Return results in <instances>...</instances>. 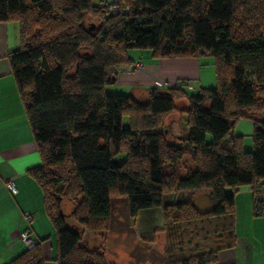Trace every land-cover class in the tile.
<instances>
[{
	"label": "trees",
	"instance_id": "1",
	"mask_svg": "<svg viewBox=\"0 0 264 264\" xmlns=\"http://www.w3.org/2000/svg\"><path fill=\"white\" fill-rule=\"evenodd\" d=\"M118 11L91 0H0V23L18 25L19 47L7 61L41 162L30 174L54 228L55 262L105 264L66 227L61 200L73 202L77 226L102 232L111 198L122 197L131 218L158 210L166 242L159 262L211 264L233 245L237 187H249L252 216L264 217V201L254 200L264 193V0H119ZM130 49L155 59L208 52L215 87L199 95L186 83L150 89L145 102L105 94L131 63ZM182 98L183 137L169 141L165 122ZM239 120L252 124L251 152L232 134ZM186 150L192 168L179 175ZM201 190L210 191L209 212L163 203ZM9 264H43L39 243Z\"/></svg>",
	"mask_w": 264,
	"mask_h": 264
},
{
	"label": "crops",
	"instance_id": "2",
	"mask_svg": "<svg viewBox=\"0 0 264 264\" xmlns=\"http://www.w3.org/2000/svg\"><path fill=\"white\" fill-rule=\"evenodd\" d=\"M18 47V25L13 22L0 23V264H9L27 250L26 245L20 239V234L26 230L29 232L30 240L39 243L43 264H56L54 228L45 213L42 192L30 174L31 171L40 167L41 162L23 103L7 61L8 54L16 51ZM138 56L134 58L127 56L131 63L118 69L116 79L111 84L130 88L129 94L139 102L147 100L150 89L164 91L182 83L191 85V91H194L192 83H195L199 90L215 87L213 86L215 83L214 74L212 81L209 77L211 76V69L208 73L210 84H205L206 82L203 81L199 72L200 67L204 66L200 60L201 57L205 58V63L209 66L213 64L212 57L208 52L200 51L196 57L180 59H155L150 53L148 55L149 60H145L147 65L143 64V70H140L143 71L144 75L134 76L132 72L128 71V67L135 62H142V58ZM163 73L168 75L166 76L167 80L161 83V87L152 86L151 79H160V75ZM181 104H183L182 107L179 106ZM174 105L176 111L168 116V120L170 117L176 116L174 121L181 123L182 120L179 121L183 117L180 116L179 112L187 107V99L176 100ZM191 168L190 166L188 170ZM8 183L14 185L16 194H10L6 187ZM202 191L204 190L177 192L174 194H178L182 198L180 201L173 197H168V200H165L164 196L163 203L188 202L199 213H206L211 210V202L205 212H200L194 205L195 194ZM63 200H67L71 204L69 213L61 212L66 216L65 222L66 219H72L70 214L75 206L71 200ZM237 203L238 195L236 194L234 197L233 245L217 251L216 261L211 264H264V217L252 216V197L250 199L245 198L244 210L241 214L237 211ZM155 211L159 216L158 210H153L142 211L136 217L129 218L139 219L142 214L154 213ZM26 217H29L30 220L26 221ZM130 234L134 236V243H130L128 240ZM150 234L162 236L163 242L160 244V248L157 249V245L152 244L153 242L156 243L154 239H151L150 243L145 242L146 239L143 236ZM79 238L81 245L95 249L102 254L105 264H153L147 257L146 259L137 257L134 250L138 249L143 254L148 249H152L162 257L166 243L164 234L161 232V226L156 231L90 232L83 230L79 231ZM156 264L162 263L158 261Z\"/></svg>",
	"mask_w": 264,
	"mask_h": 264
},
{
	"label": "rangeland",
	"instance_id": "3",
	"mask_svg": "<svg viewBox=\"0 0 264 264\" xmlns=\"http://www.w3.org/2000/svg\"><path fill=\"white\" fill-rule=\"evenodd\" d=\"M102 2V0H91V4L92 6H99L100 3ZM91 24H94V22L90 19V18H85L84 19V25L85 26H89ZM137 55H139L138 57L142 58V62L143 64H146L145 60H149L148 55H150V53L148 51L145 50H138V49H130L127 51V56L134 58ZM141 55V56H140ZM212 59V58H211ZM201 62L204 65L203 67H200V74L203 78V81L206 82L205 84H210V78L211 77V81H212V76L214 74V68H213V64L211 66H209L207 63H205V58L201 57ZM212 63H213V59H212ZM147 65V64H146ZM209 69H211V76L208 77V73H209ZM134 76L136 75H144L143 71H134L132 72ZM131 73V74H132ZM146 76V75H145ZM168 76L166 73H163L162 75H160V79H151V83L152 86L155 87H161V83L165 82ZM209 82V83H208ZM193 87H194V91H189V94L191 95H199V87H197V85L195 83H192ZM169 87H173L171 85H168ZM209 86V85H207ZM215 86V83L214 85ZM104 93L108 94V95H128L129 94V90L130 88L128 87H124V86H116V85H112V84H107L104 86L103 88ZM180 107L183 106V104L179 105ZM177 117L176 116H172L169 118H167L165 124L167 123L168 125L166 126L167 128V132L170 133L169 136V141H172L173 139L175 140V138H180L183 137V133H182V129L184 128L183 123L181 122V120H183L182 118L180 119L178 123V121H174ZM174 121V122H171ZM180 124V126H179ZM181 127V128H180ZM252 124L248 121H244V120H239L237 121L233 128H232V133L236 134L237 136L241 137L242 140V146L244 151L247 152H251L252 151V139H251V134H252ZM210 137L207 135L206 136V141L209 142ZM187 151V150H186ZM191 166L190 163V156L188 151L186 152V155L184 156V158L182 159L181 163L178 164V174L179 175H183L188 168ZM165 173H169L170 169L166 168ZM230 190H226L227 193H229ZM234 191H236L235 195H238V203H237V211L239 214H241L244 210V204H245V198L250 199L251 197V193H250V189L248 186L244 185V186H239L237 187ZM172 196H165V200H168V197L170 198H177V201H180L182 198L177 194H169ZM210 192L208 190H204L202 192H198L197 194H195L194 196V205L196 206V208L200 211V212H205V210H208L207 208H209V203H210ZM110 206H111V216H110V220H109V228L107 231H156V229H158L159 226L162 227L161 225V220H159V216L157 211H155L154 213H147V214H142L139 219H131L129 218L127 212H126V201L124 198L122 197H112L110 200ZM70 207L71 204L70 202H68L67 200H62L60 203V210L61 212H63L64 214L69 213L70 211ZM65 224L67 226L68 229L72 230V231H83L82 228H80L79 226L76 225V223L72 220V219H66ZM142 237V236H141ZM143 238H145V242L147 241L148 243H150L151 239H154L156 241V243H152L157 245V249L158 247L160 248V244L163 242L162 241V236H152L150 235H144ZM130 243H134V236L130 234L129 238H128ZM134 253L137 257H140V259L147 257V259H149L150 261L153 262V264L158 263V260H160L161 256H159L157 254V252L155 250H150L148 249L147 252L145 253H141L140 251H138V249L134 250ZM146 255V256H144ZM158 255V257H157ZM159 258V259H158Z\"/></svg>",
	"mask_w": 264,
	"mask_h": 264
},
{
	"label": "built area",
	"instance_id": "4",
	"mask_svg": "<svg viewBox=\"0 0 264 264\" xmlns=\"http://www.w3.org/2000/svg\"><path fill=\"white\" fill-rule=\"evenodd\" d=\"M102 5L109 7L110 12H113V13L119 12L118 11L119 0H103ZM124 12L125 11H121L122 14ZM140 70H143V63L141 61L135 62L128 67V71H130V72L140 71ZM163 86H165V85H163ZM186 88H187V90H192L191 85H187ZM6 187H7L8 191L10 192V194H12V195L16 194V189L12 183H8L6 185ZM254 200L264 201V193L259 194L258 197H256V198L254 197ZM25 219H26V221L30 220L29 217H26ZM20 239L26 245L27 249H30L35 245V242L30 240L29 232L27 230L23 231L20 234Z\"/></svg>",
	"mask_w": 264,
	"mask_h": 264
},
{
	"label": "water",
	"instance_id": "5",
	"mask_svg": "<svg viewBox=\"0 0 264 264\" xmlns=\"http://www.w3.org/2000/svg\"><path fill=\"white\" fill-rule=\"evenodd\" d=\"M91 28H93V27H91ZM92 30V29H91ZM58 201H59V199H57Z\"/></svg>",
	"mask_w": 264,
	"mask_h": 264
}]
</instances>
